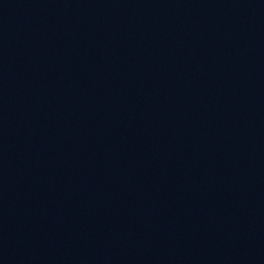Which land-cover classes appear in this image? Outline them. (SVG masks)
<instances>
[{"label":"water","instance_id":"95a60500","mask_svg":"<svg viewBox=\"0 0 264 264\" xmlns=\"http://www.w3.org/2000/svg\"><path fill=\"white\" fill-rule=\"evenodd\" d=\"M145 264H264V0H148Z\"/></svg>","mask_w":264,"mask_h":264}]
</instances>
